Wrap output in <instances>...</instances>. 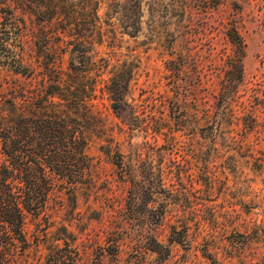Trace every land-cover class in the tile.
<instances>
[{
	"label": "rangeland",
	"instance_id": "1",
	"mask_svg": "<svg viewBox=\"0 0 264 264\" xmlns=\"http://www.w3.org/2000/svg\"><path fill=\"white\" fill-rule=\"evenodd\" d=\"M98 15L106 30L98 55L129 56L126 103L114 112L106 96L95 100L104 131L86 149L92 187L78 184L71 222L64 209L51 219L81 234L84 264H264V0H101ZM233 34L244 43L242 77L222 89ZM31 46L28 36L0 33V92L29 83L12 58ZM108 144L109 154L100 147ZM117 149L135 180L144 167L154 174L143 181L152 193L134 199V216ZM171 159L179 162L173 182ZM159 216L164 221L155 226ZM55 229L29 215L30 244L16 264H45L41 238Z\"/></svg>",
	"mask_w": 264,
	"mask_h": 264
},
{
	"label": "trees",
	"instance_id": "2",
	"mask_svg": "<svg viewBox=\"0 0 264 264\" xmlns=\"http://www.w3.org/2000/svg\"><path fill=\"white\" fill-rule=\"evenodd\" d=\"M100 1L0 0V33L20 39L28 36L35 45L29 52L24 47L19 52L13 50L14 71L25 75L29 83L13 84L0 92V264H16L29 246L24 231L29 215L41 217L45 229L56 228L44 231L41 238L47 250L45 264L86 262L81 234L64 223L56 226L51 217L64 209L65 221L71 222L78 184L88 180L86 187H92V162L86 149L91 138L104 131L103 112L95 100L106 96L114 112L126 103L132 76L129 56L119 62V58L113 60L112 51L99 56L95 49L106 31L98 15ZM230 41L235 52L227 57L228 68L220 79L222 89L234 86L242 77L244 43L238 34L230 36ZM67 43L69 50L62 47ZM65 54L67 64L63 67ZM133 121H138L135 114ZM144 125L147 129L148 124ZM100 147L108 154L112 151L111 144ZM116 153L114 162L133 187L127 208L134 216L139 209L134 199L152 193L143 181L154 174L144 167L141 178L135 180L118 149ZM178 170L179 162L171 159L168 178L172 182L179 179ZM169 193L170 198L176 195ZM163 221L164 216H159L155 226ZM33 235L38 240L39 235ZM112 244L110 254L115 257L120 240Z\"/></svg>",
	"mask_w": 264,
	"mask_h": 264
}]
</instances>
